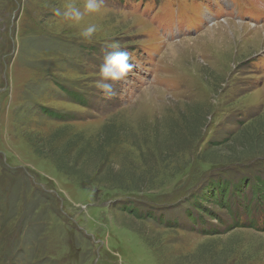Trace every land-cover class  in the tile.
<instances>
[{
  "label": "rangeland",
  "instance_id": "1",
  "mask_svg": "<svg viewBox=\"0 0 264 264\" xmlns=\"http://www.w3.org/2000/svg\"><path fill=\"white\" fill-rule=\"evenodd\" d=\"M66 2L0 0V264H264V233L243 221L218 237L168 226L186 222V199L210 181L264 177V32L246 29L264 27V0H172L145 14L103 0L79 23L57 15ZM223 22L245 27L237 42L231 28L206 33ZM114 45L135 67L106 99L95 83ZM37 106L73 121L52 123ZM104 132L113 141L97 170L80 148Z\"/></svg>",
  "mask_w": 264,
  "mask_h": 264
},
{
  "label": "trees",
  "instance_id": "2",
  "mask_svg": "<svg viewBox=\"0 0 264 264\" xmlns=\"http://www.w3.org/2000/svg\"><path fill=\"white\" fill-rule=\"evenodd\" d=\"M169 1L172 0H134L133 6L139 8L140 12L145 14L151 12V10H155L160 3H167ZM56 87L71 103L78 104L83 108H91L88 99L82 95L79 88L63 87L58 84ZM35 111L45 116V119L52 123H68L73 121L71 119H64L65 116L63 117L56 110L41 106H37ZM68 116L72 115L69 114ZM111 138L112 135L109 132H104L97 138L95 145L91 143L82 145L79 159L93 157L96 160L95 163L98 165L97 170H99L103 163L107 162V155L104 150L111 145L113 141ZM36 152L41 154V151ZM46 154L49 157H53L51 152ZM61 160H55L54 163L58 171H65L68 167L64 168L63 161ZM88 180H93V178H89ZM240 181L239 183H235L232 180L223 181L220 179L210 181L198 191L197 195H191V199H186L185 202L190 201V208L186 209L184 213L187 224L182 219H179L177 222L172 220V223H169L168 226L172 224V228L187 230L201 237H218L240 229L239 227H242L240 226V222L243 221L247 224V229H251L255 233H264V177L260 179L255 177V182L249 179H242ZM247 188L250 189L251 194L249 195H247ZM37 189L39 190L40 188ZM144 197L145 200L149 199L148 196ZM126 210L130 213L134 212L141 219L142 215L140 216L134 209L129 208ZM148 210H152L149 212L154 214L149 213L145 216H148L152 221H158L159 223L162 220L164 222L167 221L164 218L166 215L162 213L161 209L150 208ZM155 213L158 217H155ZM135 215L133 214L134 217H136ZM255 215H258V219L253 223Z\"/></svg>",
  "mask_w": 264,
  "mask_h": 264
},
{
  "label": "clouds",
  "instance_id": "3",
  "mask_svg": "<svg viewBox=\"0 0 264 264\" xmlns=\"http://www.w3.org/2000/svg\"><path fill=\"white\" fill-rule=\"evenodd\" d=\"M103 0H84L83 11L73 0H67L63 12L57 10V15H63L70 21L79 23L83 20L85 13H97L101 10ZM98 32V26L89 24L80 32V37L84 42H92ZM135 65L132 63V55L127 50H120L118 45L112 46V50L106 51L102 63L99 66V79L95 83L97 90L106 99H111L117 95L116 85L127 81ZM163 92L164 89H158ZM144 98L151 102L154 90L151 86L143 89ZM215 103V99L212 101Z\"/></svg>",
  "mask_w": 264,
  "mask_h": 264
},
{
  "label": "bare ground",
  "instance_id": "4",
  "mask_svg": "<svg viewBox=\"0 0 264 264\" xmlns=\"http://www.w3.org/2000/svg\"><path fill=\"white\" fill-rule=\"evenodd\" d=\"M218 26H222L223 27V33L221 32L220 34H218V35H226V33L228 32V33H230L229 32V29L231 28L232 30H233V33H232V40L230 41V42H232V43H235V42H237L238 41V34H240V32H239V30L240 31H245L246 29H248L249 30V34L251 33V30L253 31V34H254V38H258L259 36H260V33L261 32H264V27H261V28H259L258 30H254V29H252L251 27V29L249 28V26L247 27L246 26V29H245V27H243L242 25L240 26V28L238 27V26H235L234 24H231V23H227V22H223V25H216L214 28H211V29H209L208 31H206V33L207 34H210V33H214V32H216L217 30V28H218ZM217 27V28H216ZM222 30V29H221ZM205 33V34H206ZM216 35V34H215ZM228 35V34H227ZM234 35H236V36H234ZM264 36V35H263ZM229 37V36H228ZM253 38V39H254ZM230 39V38H229ZM242 39H244V38H242ZM241 41H243V40H241ZM229 44V43H228ZM224 45V44H223ZM173 47V46H172ZM172 52V51H171Z\"/></svg>",
  "mask_w": 264,
  "mask_h": 264
}]
</instances>
